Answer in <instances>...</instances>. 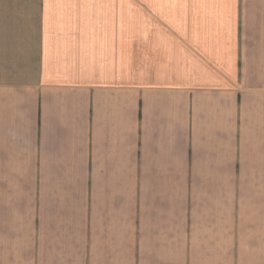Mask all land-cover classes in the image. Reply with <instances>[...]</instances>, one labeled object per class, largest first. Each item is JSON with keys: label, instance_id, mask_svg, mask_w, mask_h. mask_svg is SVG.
I'll list each match as a JSON object with an SVG mask.
<instances>
[{"label": "crops", "instance_id": "crops-1", "mask_svg": "<svg viewBox=\"0 0 264 264\" xmlns=\"http://www.w3.org/2000/svg\"><path fill=\"white\" fill-rule=\"evenodd\" d=\"M0 264H264V0H0Z\"/></svg>", "mask_w": 264, "mask_h": 264}]
</instances>
